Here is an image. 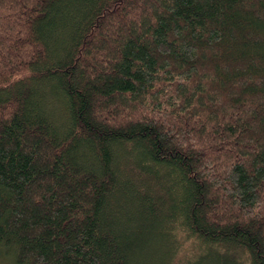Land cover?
Wrapping results in <instances>:
<instances>
[{"label":"trees","instance_id":"obj_1","mask_svg":"<svg viewBox=\"0 0 264 264\" xmlns=\"http://www.w3.org/2000/svg\"><path fill=\"white\" fill-rule=\"evenodd\" d=\"M0 259L264 264V0H0Z\"/></svg>","mask_w":264,"mask_h":264},{"label":"rangeland","instance_id":"obj_2","mask_svg":"<svg viewBox=\"0 0 264 264\" xmlns=\"http://www.w3.org/2000/svg\"><path fill=\"white\" fill-rule=\"evenodd\" d=\"M0 264H7L3 259H0Z\"/></svg>","mask_w":264,"mask_h":264}]
</instances>
